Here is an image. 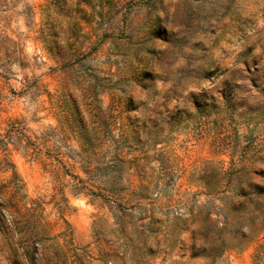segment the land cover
<instances>
[{
  "label": "rangeland",
  "instance_id": "obj_1",
  "mask_svg": "<svg viewBox=\"0 0 264 264\" xmlns=\"http://www.w3.org/2000/svg\"><path fill=\"white\" fill-rule=\"evenodd\" d=\"M256 185L264 0H0V264H264Z\"/></svg>",
  "mask_w": 264,
  "mask_h": 264
},
{
  "label": "trees",
  "instance_id": "obj_2",
  "mask_svg": "<svg viewBox=\"0 0 264 264\" xmlns=\"http://www.w3.org/2000/svg\"><path fill=\"white\" fill-rule=\"evenodd\" d=\"M103 124L106 125L107 123L105 122ZM82 139H84V138L82 137ZM250 194H256V195H258L260 197H264V187L260 186V185H256V186H254V192H250ZM244 195H248V194H244Z\"/></svg>",
  "mask_w": 264,
  "mask_h": 264
}]
</instances>
